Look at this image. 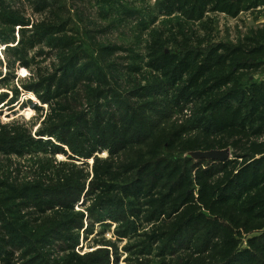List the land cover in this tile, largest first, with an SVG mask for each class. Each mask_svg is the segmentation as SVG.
Masks as SVG:
<instances>
[{
	"label": "trees",
	"instance_id": "1",
	"mask_svg": "<svg viewBox=\"0 0 264 264\" xmlns=\"http://www.w3.org/2000/svg\"><path fill=\"white\" fill-rule=\"evenodd\" d=\"M48 1L36 11L61 16L35 26L0 0V47L11 61L0 72L7 88L0 109L43 114L31 100L20 104L23 93L50 109L35 133L33 124L0 119V164L11 169L14 158L31 160L48 148L95 163L93 172L61 164L51 180L0 167V264H112L107 248L79 249L85 223L108 220L118 240L133 245L137 264L155 251L173 261L166 264H264V29L238 45L213 38L215 15L261 13L264 0H164L157 12L169 22L151 32L158 16L124 12L149 31L138 54L87 46L63 0ZM99 2L103 15L116 6ZM170 22L178 23L175 51L165 49L176 40H167ZM45 49L59 65L37 70L32 85L15 84V72L38 67ZM177 114L182 121L173 120ZM226 149L232 159L225 162L189 156ZM82 198L89 215L75 209Z\"/></svg>",
	"mask_w": 264,
	"mask_h": 264
},
{
	"label": "rangeland",
	"instance_id": "2",
	"mask_svg": "<svg viewBox=\"0 0 264 264\" xmlns=\"http://www.w3.org/2000/svg\"><path fill=\"white\" fill-rule=\"evenodd\" d=\"M10 8L17 12L20 16L25 18L26 20L32 22L35 26H41L44 24H52L55 19L54 16H61L60 13L54 14V9L51 13L45 12H37L36 7L39 4L40 0H4ZM56 0H49L48 2H53ZM164 0H114L116 6L113 9H109L103 15L101 11V5L99 0H63L66 4L64 10L65 13H69L70 17L73 18L74 28L78 32V36L87 46H102V45H116L121 46L123 48H127L134 53H143V49L145 43L148 39L149 31H155L156 29L162 27L163 24L169 22V19L160 15L157 12V5ZM59 8L56 6V9ZM58 10V9H57ZM131 10H136L141 14H137L140 17H148L151 15L158 16V22L150 27L148 32L143 33L142 27L138 26L139 18L136 19L135 16L131 14H124V12H131ZM134 14V13H133ZM169 28L167 29L168 37L167 40H173L176 38L175 42L172 45H168L165 49L167 51L177 50V43L180 39L178 31L172 30L174 27L178 28V23H168ZM198 30V28H195ZM194 29V30H195ZM264 29V11L259 13L249 12L242 14L237 19H232L226 17L225 15L217 14L213 18V38L215 42H225L231 45H238L239 42L248 37L253 30H262ZM177 30V29H176ZM174 34L173 36H171ZM199 36H203L202 33H199ZM177 42V43H176ZM5 45L0 47V61L4 63V66L0 65V72L5 74L6 65H11L10 58L7 54L4 53ZM36 55L39 53L35 51ZM47 49L44 50V55L37 58V63L39 64L32 66V70L22 68L15 72L16 79L15 84H19V86H28L34 84L35 80H37V73L39 69H41L44 73H51L53 71V66H58L59 62L55 61V53L54 56ZM92 56L99 58L95 53H91ZM123 55V53L121 54ZM34 53L31 54V57H34ZM124 56V55H123ZM37 67V68H36ZM14 72V71H13ZM134 78V77H133ZM142 77H137L139 80ZM148 78V77H144ZM12 90L11 88H9ZM7 91V88L0 87V95ZM31 100L35 102L38 107L43 108V114L36 112L33 108H20V105L16 107V109L12 112H8L6 109H0V112H4V115H0V119L2 122H23L28 125H34V133L41 127L42 121L47 114H50L49 106L44 104L42 100H40L33 93H23L21 95L20 101L23 102ZM185 114H177L174 121H182ZM40 116H43L41 119ZM55 139V138H54ZM52 143L58 146L64 145L60 143L58 140H52ZM48 147V145H46ZM66 152H70L65 149ZM37 157H33V159L27 160H13L14 166L10 169L9 164H0V167L6 166L9 169L10 173L15 171L17 166L24 167L23 177L27 176L31 179L36 178L37 176L44 177L47 176L52 179H57L58 175H60V171L62 168L61 164L67 163L68 170L70 171L73 165L77 166V170H81L83 172L89 171L93 172V166L95 161H73L67 158L64 153H60V149L52 150L48 148V150L40 151ZM44 152H56L55 154H49ZM98 158L101 162H106L110 159V155L108 151H103L98 154ZM85 163V164H84ZM26 170L29 171L27 174ZM46 171V172H45ZM48 171V172H47ZM45 172V173H44ZM14 175L16 173H13ZM48 180V184L50 183ZM51 184V183H50ZM91 203H86L85 199H80L79 203L76 205V211H85L87 207H89ZM89 215V213H88ZM110 224V225H105ZM91 222L88 221L85 223V228L88 229L90 233H82L81 243H80V253L88 254L94 252L98 249L107 248L110 250V260L112 264H137L136 256L133 255L135 249H132V244L128 240L119 241L115 235L117 224L113 221L102 222L101 224H94L91 226ZM130 247L131 249H128ZM127 248V249H126ZM130 250V251H128ZM193 254V260H198L199 255H196L195 252L191 251ZM183 257H190L191 254L188 251H181ZM170 261L167 256L161 257L158 254V251L154 252L152 257H142L140 259V264H166Z\"/></svg>",
	"mask_w": 264,
	"mask_h": 264
},
{
	"label": "water",
	"instance_id": "3",
	"mask_svg": "<svg viewBox=\"0 0 264 264\" xmlns=\"http://www.w3.org/2000/svg\"><path fill=\"white\" fill-rule=\"evenodd\" d=\"M190 157H192L195 160L198 159H207V160H218L220 162H225L230 159H232V154L230 149L218 151V150H212L207 152H192L189 154Z\"/></svg>",
	"mask_w": 264,
	"mask_h": 264
}]
</instances>
